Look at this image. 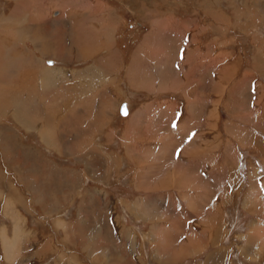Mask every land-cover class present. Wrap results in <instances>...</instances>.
<instances>
[{
	"label": "crops",
	"instance_id": "0c3cea01",
	"mask_svg": "<svg viewBox=\"0 0 264 264\" xmlns=\"http://www.w3.org/2000/svg\"><path fill=\"white\" fill-rule=\"evenodd\" d=\"M190 1L192 3L197 0ZM0 4L3 15L0 18V28H7L9 25L13 34L9 36L8 44L12 46L11 48L18 50V52L12 51L14 55L8 56L16 63L14 67L12 66L13 68L11 67L12 71L8 75L17 72V95L21 103L24 102L23 100L33 103V107L31 104L30 107L34 110V120L37 119L38 125H49L52 130L56 129V132L64 135L62 139H66L64 140L66 145L62 146L60 141L55 140L58 148L50 146L43 142L37 130L25 129L10 113L4 115L8 128L12 133L17 134L14 139L20 146L26 147L29 160L36 162L35 165L32 164L36 173H31L29 177L36 182L43 180L45 190L42 200L28 185L24 177L25 172L19 174L4 158H0L3 166L12 172L17 182L13 181L11 185L5 173L0 176V190L3 192L0 204L4 211H2V218L12 220L13 225L11 223L9 228L2 220L0 224L6 225L7 234L11 232V228L14 231V221H19L21 224L19 229L25 237L22 249L20 253L18 252L19 260L12 263L103 264L101 260L104 258L92 263L88 251L82 246V240L90 236L97 237L96 240L100 238L103 245L120 250L125 255L126 264L134 262L139 264L138 256L141 252L146 257V261L149 258L158 264L185 260L187 256L175 261L171 260L172 253L183 241L173 249L170 246L171 242L166 239L172 237L174 240L176 238L179 240L189 227L191 229L188 231H194L192 237L203 238L201 237L203 231H198L196 222L199 221L196 220L200 219L202 222L201 219L205 215L200 214L197 207L202 206V211H205L211 203H215L220 194L217 186L219 178L218 175L213 176L220 169H225L227 173L232 172L230 167H225L226 150L230 152L228 154L230 159L235 156L234 151L227 148L213 150L215 145H219V133L216 131V126L220 118L219 104L223 103L220 94H215L214 89L216 87L219 89V83L223 88L230 87L232 91L236 87L237 91L242 93L240 85L237 82L231 84L227 76L221 78L223 82L227 81L226 87L219 81V74L222 75L225 71L232 74L235 70L234 54L220 50V47L233 40L231 37H224L223 34L228 31L229 23L222 21L223 16L218 18L216 10L206 9V13L196 4H193L194 14L189 19L184 13L174 12L165 15L163 22L152 19L151 26L146 28L143 38L130 54L125 81L119 75V70L124 63L122 50L114 46L111 52L110 48L115 43V33L121 21V15L106 0H0ZM131 9L133 10V7ZM137 12L140 14L139 10ZM205 13L212 17L215 14L214 17H217L219 21L216 24L203 23L201 19L206 16ZM139 19L142 23L148 22L147 17L141 16ZM107 23L109 25H106ZM205 27L215 29L218 33L209 39L202 38L200 33L206 29ZM230 32L234 37L237 34L233 27ZM93 45L96 47L92 53ZM109 52L112 55L109 60L113 58L114 67L109 63L107 57ZM141 59L144 65L141 64ZM252 64L257 69L253 71L252 67L245 74L244 80H248L249 97L253 94V98L257 97L260 100L263 85L260 80L262 63L254 57ZM4 74L7 75L6 72ZM204 75L207 78L205 88L208 94L205 100L198 94L199 88L203 85L201 80ZM44 78L48 80L50 78L51 81L48 91H45L42 85ZM124 81L127 83L128 90L133 89L138 92L139 97L142 96L134 109L131 107L130 99L124 94L123 86H120V83ZM227 92L231 93L229 90ZM115 95L119 96H116L118 100L114 106L108 100H112L111 97L114 98ZM122 102H125L127 106L126 114L120 113ZM256 103L258 104L253 99L252 105L255 106ZM242 106L236 108L234 102L228 100L226 110L235 118L244 117L243 111L234 113L236 109H243ZM115 107L114 112L120 115L122 130L115 135L108 130L107 133H103L111 119L110 113ZM165 122L167 132L162 133L161 129ZM230 123H227V126L230 125L228 131L234 126L233 120ZM57 127H60L61 131H57ZM2 128L7 127L2 126ZM2 128L0 129L1 146ZM140 129L151 131L150 135L153 136H150L152 139L148 141L153 152H155L154 146H157L159 151L151 153L143 150L141 144L147 139L138 136ZM242 129L245 130V128ZM32 132L37 137L31 136ZM98 134L99 139L103 135L106 141L114 139L115 136L119 138L123 145L122 152H116L114 156L113 152L107 153L100 145L93 143ZM254 135L259 139L256 134ZM70 140L83 144L87 142L86 145L91 146L83 145L79 151H75L72 149ZM213 140L215 145L210 146L211 151H207L208 145L205 144H210ZM31 141L33 143H30ZM133 146L137 148L135 151ZM202 153H210V155L202 156ZM3 154L5 155L4 150ZM137 155H145L153 160L158 159L155 161L156 164L153 160L149 161L146 173L151 174V177H148L149 180L145 179L142 183L144 186L141 187L139 182L142 181V176L139 180V176L136 175V166L131 160V156ZM102 156H104L103 159ZM97 157L99 161L91 160ZM209 157H214V162L213 159L204 161ZM219 157L223 158V164L220 166L217 165V161L215 163ZM167 158H170V161L168 160L161 167ZM171 159L176 161L172 171L179 168L178 173L185 175L188 173L195 175L200 172L202 175L211 177L210 182L216 187L210 190L211 194L207 201H200L201 196H197V193L200 190L209 189L208 185L204 187L194 177L187 180L183 174L184 182L191 181L192 185H188V189H181V191H189L191 195L188 198L182 196V192L173 185L172 180L170 181L169 175H165V168L172 164ZM124 161L128 164L124 163L125 166H121ZM23 164L20 160L19 168ZM156 172L162 175L156 177ZM110 174H113L114 185L108 181ZM3 183L6 184L2 188ZM8 193L18 195V201L12 202L14 204L5 208L6 198L4 197ZM145 197L149 204L148 210L152 209V212L157 211L163 214V220H155L153 216L145 219L132 210L136 206L135 203ZM195 200L199 201L195 202ZM190 206L194 209H189ZM88 209L94 210L95 215L104 221L112 238L103 235V228L97 224L90 228L93 223H96L95 221L87 220L85 229H77V224L80 223L79 218L83 217ZM172 211L174 214L178 213V218H172L174 216ZM16 213L19 219H11L10 216ZM169 219H175L177 224L175 226L180 230H173L174 220L168 227L166 223ZM57 220L62 221L65 228L57 226L55 223ZM80 224L82 225V220ZM118 225L123 227L121 230L124 232L121 233V230H118ZM215 227H218L217 219ZM128 234L135 245L132 251L129 250L131 245L129 246ZM105 237L108 241L103 240ZM153 239L165 245L157 249ZM96 246L94 245V249L97 252L102 250ZM149 247L154 249L149 252ZM202 247L191 257L203 253L206 247L203 250ZM139 248L140 252H138ZM0 254L2 256L0 264H9L2 246ZM70 254L77 260L68 259ZM79 255L83 257L82 261ZM106 260H108L107 256Z\"/></svg>",
	"mask_w": 264,
	"mask_h": 264
},
{
	"label": "rangeland",
	"instance_id": "374dc122",
	"mask_svg": "<svg viewBox=\"0 0 264 264\" xmlns=\"http://www.w3.org/2000/svg\"><path fill=\"white\" fill-rule=\"evenodd\" d=\"M106 1L113 8H116L118 10L117 12H119L121 15V21L118 24L117 26L118 29H117V32L115 33V43H113L110 48H111V52L114 50V46L122 50L124 63H123V66L119 70V75H121L123 77V80L125 81H126L125 71L127 69L128 62L130 61V56H131L130 54L132 53L133 48L140 41V39L143 38V34L146 31V28L153 22L152 19H157L158 21L162 20L161 22H163L165 20V15H168L171 12H174L177 14L184 13L185 17L189 19L194 14L193 4H196L197 6L202 7V9L206 13H207L206 9L216 10L217 14L219 15L218 18L224 17L222 21L225 20V22L227 21L229 23L228 24L229 28L227 29L228 31L227 32L225 31L226 33H223V34L225 35L224 37H231L233 40L229 41V43L227 42L225 45H223V47H220V50L221 52H231V54H234L235 70L232 71V74L228 71L222 72V75L219 74L220 76L219 81L220 83L223 82L221 78L227 76V79H229L231 84L232 82H237V84L240 85L242 89V93H239L236 87H235V90L233 91L230 87L227 88L225 85L227 84L226 80L223 82L226 88H223V86L218 83L219 89H217L216 87L215 89L217 90L214 89L215 91L214 93L220 94V99L223 101V103L220 102L219 104L220 105V108H219L220 118L218 119V122H217L218 124L216 126V131L219 133V141H218L219 145L216 146L215 141L210 142V144L206 143L205 145H208L206 146L207 151H211L210 146L212 145H215V147H213L214 151H216L217 148L219 149L227 148V149L232 150V152L234 151L235 156H232L230 159V157L228 156L230 152L226 150V154H225L226 156L224 159L225 167L226 168L230 167L232 169V172L227 173L224 171L225 170L224 168H222L224 170L220 169L221 171L220 170L217 171V173H215L213 177H217L218 175V178H219L217 186H218V189H219L218 191L220 192V194L218 198H216L215 203H211V205L208 206V208L205 211H202V206L197 207L198 210L200 211L199 212L200 214H204L206 216L207 213H211V214L216 215L217 220H218V227H215L216 231L213 232L212 229L203 230L201 234V237L203 238L199 237L200 242H202V245H203V247L201 245L202 250L206 247L204 249V252L198 254L196 257L189 256L183 261L175 262V263L171 262L169 264H201V263L202 264L204 263H207V264H264V251L263 250L259 251V247L261 246L262 243H264V0H197V1H192V3L190 0H122V1L121 0H106ZM130 6L131 8L133 7L134 12L136 13L133 12ZM0 10H2L1 6H0ZM138 10L140 14H138L137 12ZM206 13H205L206 16L204 15L205 16L204 18L206 19V21L203 17H201L203 18L201 19L203 23L213 22L216 24L219 21L217 20L218 19L217 17H214L215 14H213V17H212L211 15L206 14ZM1 16L3 15L0 11V18ZM141 16L147 17V19L151 17L149 18L150 21L148 19V22L146 21V23H142L141 20L139 19L141 18ZM199 16L200 15H198V17ZM232 27L237 32L235 37L230 32ZM12 32L13 31H11V29L9 28V25H7V28L6 27L0 28V65H1L0 66V129L2 128V126L7 127V128H2V132H1L2 133L1 137H2V141L4 144L2 143V146H3V149H2V146L0 143V158L1 157L4 158V160H6V162L12 166V168H14L17 172H19V174H23L25 172L26 176L24 177L27 180L28 185L30 186V188H32L33 192L36 193L37 196L42 198L43 200L44 198L43 192H45V190L43 189L44 184L42 183H44V181L39 180L38 182H36L32 179V177H29L31 173L32 174L36 173L34 167L32 166V164L35 165L36 162L32 161L31 159L29 160L28 158L29 156L27 157L26 155V153H28V151L26 150V147L22 145L20 146L19 142L14 139V137L15 138L17 137V134H15L14 132L12 133V131L8 128L9 126H8V123H6L7 121L4 118V115L10 113V115L13 118H15L16 121L18 122L20 121L19 123H21L25 129L37 130L40 132V135L42 133L43 135H41V138L43 142H45L46 144L50 146H55L56 148H58L57 144L55 145L56 143L55 140L60 141V144L62 146L66 145V143L64 142V140L66 139H62L64 135L61 132L60 133L56 132V129L52 130V128L49 125H46V124L38 125L37 119L34 120V116H35L34 115L35 113H33L34 110L33 109L31 110V108L33 107V103L31 104L27 100H23L24 102L21 103L20 97L17 95L18 94L17 72L15 71V72H12L10 76L8 75L12 71V68L14 67L13 65H16V63L13 61V58H10V57L8 58V56H10V54L14 55V53L12 54V51L18 52V50H16L17 48L13 49L11 48L12 46L8 44L9 36L13 34ZM216 33L218 32L215 29L208 27L204 31H202L200 35L202 36V38L208 37L207 39H209L211 38V36H213ZM95 47L96 46L94 45L91 47L92 53L94 52ZM111 52L107 53L108 60L112 56L110 55ZM95 56L98 57V55H95ZM254 57L258 58V60H260L262 63V68H260V72L262 74L260 76V80L262 81L263 85H262V97L260 98V100H258L257 97L253 98L254 96L253 94H250V97H249V92L247 89L248 80L247 81L244 80L245 74L248 73L252 67H253V71L257 69L256 66L252 64V59ZM5 59L6 60L8 59V61H4ZM109 61H110L109 63H111L112 66L114 67L113 58L110 59ZM141 62H142L141 64L144 65V62L142 59H141ZM4 72H6L7 75H5ZM125 81L123 83H120V86H123V91L125 92L124 94H126V97L130 99L131 107L132 109H134L135 105L137 104V102L140 100L142 96L139 97L138 92H136L133 89L128 90V87L126 86L127 83ZM206 81H207V78L204 75L203 79L201 80L203 85L199 88V91H198V94H200V97H203L204 100L206 98L205 96H208V94L206 93V88H205L207 84ZM42 83H43L42 84L43 87H45L44 90L45 91L47 89L49 90L48 87L51 81L44 78ZM225 89L227 91L228 90L231 91V93L228 94V92ZM145 91L146 90H144V92ZM116 96H119V95H115L114 98L111 97L112 100H108L111 103V105L112 104L114 106L116 105L115 103L118 100ZM224 98L226 100H224ZM253 99L258 102V104L256 103L255 106L252 105ZM228 100H231L232 103L234 102V106H236V108L238 106L243 105L242 106L243 109H236L234 113L238 114V113H242L243 111L244 117L241 116L239 118H235L229 115L228 111L226 110ZM243 100H244V103L242 104ZM30 104L32 105V107H30ZM114 111H116V107L114 108L113 112L111 111L110 113L111 119L106 124L105 131L103 133L105 132L107 133L108 131H110L112 135L113 134L115 135L121 132L123 125H122V122L119 121L120 115ZM14 115L16 117H14ZM6 117H9V116L6 115ZM231 120L234 121L233 123L234 126H232L233 129L231 127V130L228 131V127H230V125L227 126V123L229 124ZM64 128L65 127H63V129ZM242 128H245V130ZM166 129H167V126L165 122L164 126L161 129V132L162 133L167 132ZM239 129H242V130H239ZM57 131H61L60 127H57ZM150 133L151 131H145V129L138 130V136L147 139L146 142H143L141 144L143 147V150H146L151 153H156L157 151H159L158 147L154 146L155 152H153V148L150 145V141H148V139H152L150 138V136H153V135H150ZM253 134H256L259 139H257L255 135L253 136ZM30 135L37 137L36 134H34L33 132ZM96 136H97L95 140L96 142L93 140L94 141L93 143H95L96 145H100L103 148V150L106 151L107 153L110 151V152H113V155H114L116 154V152L117 153L122 152L123 150V145H121L122 141L116 136L114 137V139L110 141H106L103 135L100 136L101 139H99V134ZM49 137H51V139ZM26 142H28V140H26ZM70 142H71L72 149L75 151H79V148H81L83 145H85V147L91 146L89 144L86 145L87 142H85L84 144L78 141H75V140H70ZM30 143H33V141H31ZM60 144L58 145L60 146ZM133 149L135 151L137 148L133 146ZM3 150H4L6 157L3 154ZM20 150L21 152L23 151L24 153L23 152L21 153ZM136 152H138V150ZM202 152H205V151H202ZM20 153L24 155L23 158ZM206 155H210V153L209 154L202 153V156H206ZM101 158L103 159L104 156H102ZM174 159H176L175 156H174ZM210 159H213V162H214V157L206 158L204 159V161L210 160ZM20 160L24 163L22 166L23 168L20 167L22 169H20L18 166ZM91 160L95 162L99 161L98 157L95 159H91ZM131 160L133 164L136 166V169H137L136 175L139 176V180H140V177L142 176V181L139 182L140 184L139 187L144 186V184L142 183L145 182V179L149 180L148 177H151V174L146 173V169L150 163L149 161L153 159L147 158L145 155H141V156L137 155V156H131ZM156 160L158 159H154L153 162L155 163ZM168 160L170 161V158L165 159V161L161 164V167H163L164 164H166ZM171 161H172V164H170L169 166L165 168L166 170L165 175H169V178H172L171 174L175 172V171H172L174 169V168L172 169V167H174L176 161H173V159H171ZM216 161H217L218 166L223 164V158L221 157H219L218 160L216 159L215 163ZM124 163H127V161L122 162V164L120 162L119 164H121V166H125ZM75 166H77V164H75ZM178 169L176 170L177 175H178V172L180 171ZM0 171H1L0 176H3L5 173V175L7 176V179L11 181L9 182L11 185L13 181L17 183L16 179H14V175L12 174V172H10L9 169H7V167L3 166V162L1 161V159H0ZM197 173L200 176L198 174L194 175V174L188 173L187 175H184V177L186 176L187 180L194 177L195 179L200 181V183L203 184L204 187H206L205 185H208L207 188L209 189H206V190L199 189L200 191H198L197 193L198 196H201V199H199L200 201L201 200L207 201L208 197H210V194H211L210 190L212 189V187L213 188L216 187V185L210 182L211 177L205 176L204 174L202 175L200 174V172H197ZM155 175L156 177H158V176H161L162 173L156 172ZM184 177H183V181H181L182 185H179V186L185 187L188 185H192V183L188 184L189 181H186L187 183H185ZM171 180L172 179H170V181ZM108 181L111 182L112 185H114L113 174H110L108 176ZM4 182H6L5 179H4ZM172 183L174 186H176V182L172 180ZM5 184L3 183L2 188L5 187ZM252 186H254L255 188V191L253 193L254 197H252L251 201L247 205H245L244 204L245 195L247 191L249 190V188ZM185 188L188 189L187 187ZM198 188H200V186H198ZM35 189L37 190L35 191ZM50 189L53 190V188L51 187ZM179 190L181 192V189ZM188 192L189 191H187V195H190ZM2 193L3 192L0 190V198L2 197ZM8 196H11V198L8 199ZM12 196H14V198ZM186 197L188 198L189 196H186ZM4 198H6L5 208H9V205L14 204L12 202L18 199V195H15L13 193H8V194H5ZM146 200L147 198L145 197L144 199H141L139 202L135 204H138V207H139V204L145 202ZM197 201L195 200V202ZM6 203L7 204L10 203V204L7 205ZM189 209H194V207L190 206ZM2 211H3L2 205L0 204V220L4 221L7 227L10 228L11 223L13 225V222L12 220L9 221V219L2 218ZM137 213H138V216H141V217L146 216L145 214L143 215V212H137ZM13 215H16L18 217V213L13 214ZM172 215H174L172 218L174 217L175 219L178 218V213L174 214V211H172ZM10 217H12V215ZM79 219H80V223L82 220V225L80 223L77 224L78 225L77 229L79 230L85 229L86 228L85 225L88 222L87 220L95 221L96 223H93L90 228L95 226L94 224H97L98 226H101L100 228H103V231H102L103 235H107V237L112 238L111 233L109 229H107L106 224H104L103 220L101 221L99 216L95 215L94 210L89 211L88 209L85 212V215L83 217L81 216ZM156 220H163V219H156ZM4 223L0 224L1 232L4 230V228L7 229ZM55 223L57 226L65 228V224H63L62 221L57 220ZM15 224L20 225V222L16 221ZM170 224L168 222L166 223L168 227H170ZM252 224L255 225L254 230L251 229ZM188 229L190 230L191 228L190 227L187 228L186 233H184V235L181 236L179 240L177 238L174 240L172 239V237L170 239H166L167 241L171 242L170 243L171 248L174 249L178 247V243L182 241H183L182 243H184V239H185L184 236L191 237L193 235L194 231H188ZM1 232H0V244H1V239H2ZM212 232L213 234L211 235ZM206 234L207 235L209 234V236H206ZM7 235L10 237L14 235V231L12 230V228H11V232L9 233L7 232ZM96 239L97 237L92 238L90 236L88 237V239L82 240L83 241L82 246L84 247L86 251H88V255L90 256L91 262L96 263L98 260L104 258L103 260H101L104 264H115L114 260L112 259H114L116 252H120V250H118L117 248L112 249L111 246L103 245L101 243L100 238L98 240ZM103 240L108 241V238L105 237L103 238ZM153 240L155 241L156 239H153ZM24 242H25V239L22 242V246ZM155 243H156V246L158 245L159 248L165 245L163 243H160V241L159 243L155 241ZM94 245L95 246L97 245L96 247L101 248L102 250L97 252V250L94 249ZM147 245L149 246V244H146V246ZM1 246L3 248V242H2V245H0V250H1ZM21 249L22 247L19 248V251ZM149 249H150L149 250L150 252L154 248L149 247ZM140 251L141 249L139 248L138 252ZM18 252L11 261L7 260L6 258L9 264H13L12 261L18 262L19 258L17 257L20 253ZM146 252H145V255H146ZM195 254L196 253H194V255ZM62 255H64V253H62ZM79 256L82 261L83 257L81 255ZM106 256L108 260L105 259ZM142 256L145 258V261H146V257L143 254ZM69 258H72V260L75 259L74 261L77 260L76 258H73V255L72 256L68 255V259ZM0 260H2L1 254H0ZM156 260L158 259L156 258ZM133 264H135V262ZM146 264H158V263L148 258V260L146 261Z\"/></svg>",
	"mask_w": 264,
	"mask_h": 264
},
{
	"label": "bare ground",
	"instance_id": "6f19581e",
	"mask_svg": "<svg viewBox=\"0 0 264 264\" xmlns=\"http://www.w3.org/2000/svg\"><path fill=\"white\" fill-rule=\"evenodd\" d=\"M98 15V14H97ZM98 22V21H97ZM106 25H109L108 23L106 24ZM18 30V29H17ZM106 36V35H105ZM161 51V50H160ZM11 55V54H10ZM165 57V56H164ZM8 60V59H7ZM1 66V65H0ZM3 68V67H2ZM30 73V72H29ZM183 75V74H182ZM49 80H50V78H49ZM43 84V83H42ZM108 115V114H107ZM110 115V114H109ZM14 117H16L15 115H14ZM20 122V121H19ZM26 124V123H25ZM41 127H43V126H41ZM26 128H27V126H26ZM30 128V127H29ZM69 128V127H68ZM46 129V128H45ZM30 130V129H29ZM39 132V131H38ZM43 133H44V131H43ZM39 134H40V132H39ZM46 134H47V132H46ZM49 134V133H48ZM41 135H43L42 133H41ZM45 135V134H44ZM128 135V134H127ZM49 136V135H48ZM50 139H51V137H49ZM48 139V138H47ZM241 139V138H240ZM48 141V140H47ZM214 141V140H213ZM53 143V142H52ZM56 145V144H55ZM162 146V145H161ZM181 167V166H180ZM179 170V169H178ZM171 173H173V172H171ZM182 174L183 175H185L184 173H178V175H177V173H176V171L173 173V174H171V179L174 181V182H176V186L175 187H178L179 189H186L185 187H187V186H179V185H182L181 184V181H183V178H181L182 177ZM67 183V182H66ZM183 183V182H182ZM188 184H191V181H189L188 182ZM187 184V185H188ZM254 191H255V188H254V186H252V187H250L249 188V190L247 191V193H246V195H245V199H244V204L245 205H247L250 201H251V199H252V197H254ZM257 191V190H256ZM182 193V195L183 196H190V195H187V191H181ZM257 193V192H256ZM197 196H198V194H197ZM13 198H14V196H12ZM11 198V196H9L8 197V199H10ZM16 198V197H15ZM150 198V197H149ZM254 199V198H253ZM18 199H16V200H14L13 202H16ZM140 201V200H139ZM8 202V201H7ZM7 204V203H6ZM8 204H10V203H8ZM7 204V205H8ZM136 206H134L135 208H132V210H135L136 212H143V215L145 214L146 216H142V217H144L145 219H147L148 217L149 218H152V216H153V218L156 220L157 218L158 219H163L164 218V215L162 214H160V213H158L157 211H154V212H152V209H150V210H148V208H149V204L145 201V202H143V203H141V204H139V207H138V204H135ZM133 206V205H132ZM10 208H11V206H10ZM137 209H138V211H137ZM134 211V212H135ZM89 213V212H88ZM138 214V213H137ZM141 217V216H140ZM12 219H19L16 215H13L12 217H11ZM153 219V220H154ZM216 219H217V217H216V215H214V214H211V213H208L207 214V217L205 218V217H203L201 220H202V222H200V219H197L196 221H199L198 223L196 222V225H198V230L199 231H203V230H206V229H212V231L214 232V231H216L215 230V223H216ZM84 220V219H83ZM173 220H174V228H173V230H180L179 228H176V226L175 225H177L176 224V222H175V219H169L167 222L170 224L171 223V221H172V224H173ZM178 220V219H177ZM14 222H16V220L14 221ZM17 222H19V221H17ZM117 223V222H116ZM17 224V223H16ZM15 224V227H13L14 228V235L12 236V237H10V236H8L7 234H6V232H5V228H4V230L1 232V236H2V239H1V242H3V248H4V251H5V256H6V258H7V260H9V261H11L13 258H14V256L17 254V252L19 251V248L20 247H22V242L24 241V239H25V237H24V235L22 234L23 232H21V230L19 229V225H16ZM58 224H59V222H58ZM61 225V224H60ZM115 225H117V224H115ZM20 226H21V224H20ZM78 226V225H77ZM116 228H117V226H116ZM121 228H123L121 225L119 226L118 225V230H121ZM176 228V229H175ZM181 228V227H180ZM206 228V229H205ZM251 229L252 230H254L255 229V225L254 224H252L251 225ZM122 232H124V231H122L121 230V233ZM213 232L211 233V235L213 234ZM124 234V233H123ZM130 234H128V236H129ZM185 235H187V234H185ZM185 237V239H184V243H182V244H180V246L173 252V255H171V260H173V261H175V260H177V259H179V258H182V257H185V256H189L190 255V257L191 256H193L194 255V253H198L199 251H200V247H201V245H202V242H200V239L199 238H193L192 236L191 237H186V236H184ZM211 238V237H210ZM214 238V237H213ZM167 241V240H166ZM90 242V241H89ZM128 242H129V250L130 251H132L134 248H135V245H134V242L131 240V238H130V236L128 237ZM155 242V241H154ZM161 243V242H160ZM156 244V243H155ZM160 245H162V244H160ZM203 246V245H202ZM162 247V246H161ZM84 248V247H83ZM263 248V249H262ZM157 249H160L159 247H158V245H157ZM261 250H263L264 251V243H262L261 244V246L259 247V251H261ZM247 251V250H246ZM20 252V251H19ZM116 252V251H115ZM135 252V251H134ZM244 252V251H243ZM260 253V252H259ZM71 255V254H70ZM249 255V254H248ZM249 257V256H248ZM18 258V257H17ZM75 258V257H74ZM110 258H112V257H110ZM138 258H140V260L138 261L139 262V264H144L145 263V258L142 256V254H140L139 256H138ZM95 259V258H94ZM106 259V258H105ZM15 260V259H14ZM17 260V259H16ZM112 260H114V262H115V264H126V262L127 261H125V255L124 254H122L121 252H116V255H115V257H114V259H112ZM111 260V261H112ZM104 264V263H103ZM133 264V263H132Z\"/></svg>",
	"mask_w": 264,
	"mask_h": 264
},
{
	"label": "water",
	"instance_id": "95a60500",
	"mask_svg": "<svg viewBox=\"0 0 264 264\" xmlns=\"http://www.w3.org/2000/svg\"><path fill=\"white\" fill-rule=\"evenodd\" d=\"M120 111L122 112V113H126L127 112V108H126V104H125V102H122L121 103V105H120Z\"/></svg>",
	"mask_w": 264,
	"mask_h": 264
}]
</instances>
